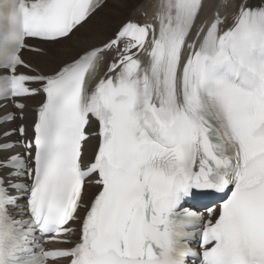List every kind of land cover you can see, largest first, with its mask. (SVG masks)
Returning a JSON list of instances; mask_svg holds the SVG:
<instances>
[{"label":"snow or ice","instance_id":"obj_1","mask_svg":"<svg viewBox=\"0 0 264 264\" xmlns=\"http://www.w3.org/2000/svg\"><path fill=\"white\" fill-rule=\"evenodd\" d=\"M108 3L0 0V264H264V0Z\"/></svg>","mask_w":264,"mask_h":264},{"label":"bare ground","instance_id":"obj_2","mask_svg":"<svg viewBox=\"0 0 264 264\" xmlns=\"http://www.w3.org/2000/svg\"><path fill=\"white\" fill-rule=\"evenodd\" d=\"M112 1L113 0H109L108 5L103 8L90 23L85 25V27L83 28L84 30L81 29V31L83 33H86L89 37L90 43H100L102 40H106L109 37L113 36L117 27L126 18L142 17L141 14L137 15V13L133 15V8L135 7L134 3L128 2L125 5L117 7L112 5L114 3ZM144 2L146 11L150 1L144 0ZM116 3L120 4V0H115V4ZM217 4L218 0H208V7L206 9V12L208 14H211L214 11L219 10L221 13H223L224 8L219 7L217 9ZM125 6L127 7V9H129V11L124 17L126 11L123 12L121 8ZM53 57L55 58V61L67 60L69 59L68 50L64 46H57L55 49H53L52 56L38 57L31 53L26 54V59L40 72L46 74L50 73L52 68L55 66V61L53 60ZM30 103L35 104L37 103V101H30Z\"/></svg>","mask_w":264,"mask_h":264},{"label":"rangeland","instance_id":"obj_3","mask_svg":"<svg viewBox=\"0 0 264 264\" xmlns=\"http://www.w3.org/2000/svg\"><path fill=\"white\" fill-rule=\"evenodd\" d=\"M113 2V1H112ZM117 4V3H116ZM112 5H114V3L112 4ZM121 10L123 11V12H125V15H124V17L126 16V14L128 13V11H129V9H127V7L125 6V7H122L121 8ZM124 17H123V19H124ZM82 30H84V29H82ZM112 32V31H111ZM114 32V31H113Z\"/></svg>","mask_w":264,"mask_h":264}]
</instances>
